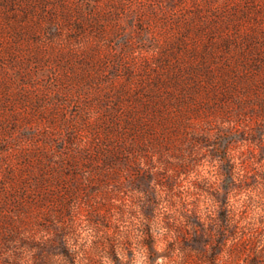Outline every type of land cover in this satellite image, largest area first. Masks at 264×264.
Listing matches in <instances>:
<instances>
[{"label":"rangeland","instance_id":"obj_1","mask_svg":"<svg viewBox=\"0 0 264 264\" xmlns=\"http://www.w3.org/2000/svg\"><path fill=\"white\" fill-rule=\"evenodd\" d=\"M213 205L264 264V0H0V264H173Z\"/></svg>","mask_w":264,"mask_h":264},{"label":"trees","instance_id":"obj_2","mask_svg":"<svg viewBox=\"0 0 264 264\" xmlns=\"http://www.w3.org/2000/svg\"><path fill=\"white\" fill-rule=\"evenodd\" d=\"M213 206L211 209L197 206L190 211V215L183 212L185 220L189 222L188 219H191V223H194L189 229L191 233H183L182 229L169 227L170 232L177 233H173L172 248L173 251L178 250L171 259L173 264L190 262L189 255H194L195 261L202 264H218L219 255L226 253V249L237 238L239 227L232 217L233 211L226 207L219 211V207L216 206L215 209ZM212 212H216L215 217H211Z\"/></svg>","mask_w":264,"mask_h":264}]
</instances>
